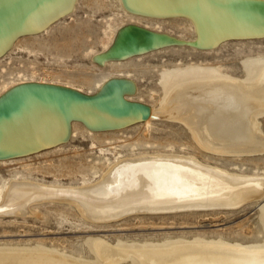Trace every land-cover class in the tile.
Masks as SVG:
<instances>
[{
  "label": "rangeland",
  "instance_id": "obj_1",
  "mask_svg": "<svg viewBox=\"0 0 264 264\" xmlns=\"http://www.w3.org/2000/svg\"><path fill=\"white\" fill-rule=\"evenodd\" d=\"M74 2L64 16L39 32L18 35L0 55V97L15 86L29 83L97 96L108 83L121 81L132 84L126 101L147 106L152 116L145 122L109 131L90 130L73 121L64 143L0 160V204L16 182L89 188L123 160L148 154L187 155L234 175L264 176V153H213L195 140L176 114L159 113L169 91L180 83L216 77L243 82L255 79L264 67V37L234 38L206 49L195 45L198 35L193 23L182 16L139 14L122 0ZM130 25L169 40L156 49L106 60L103 65L96 63V57L109 51L120 32ZM157 116L160 118L156 120ZM258 125L264 136V115ZM27 207L20 216H0V253H47L82 264H99L94 250L97 241L123 249L198 242L264 246V202L232 211L134 214L109 222L87 221L71 204ZM122 264L138 263L130 257Z\"/></svg>",
  "mask_w": 264,
  "mask_h": 264
},
{
  "label": "bare ground",
  "instance_id": "obj_2",
  "mask_svg": "<svg viewBox=\"0 0 264 264\" xmlns=\"http://www.w3.org/2000/svg\"><path fill=\"white\" fill-rule=\"evenodd\" d=\"M74 1L0 0V55L8 51L18 35L39 32L56 18H61L75 4ZM122 1L133 12L157 14L159 17H184L193 23L195 35H198L195 45L201 48L218 46L233 36L243 39L241 37L264 34L262 0ZM172 12L182 14L166 15ZM239 23L242 25L239 26ZM130 26L120 32L109 51L96 57V63L103 65L106 60L113 61L122 58L120 56L127 58L137 54L135 52L156 49L169 40V37ZM243 81L216 77L180 83L169 91L159 113L176 114L195 140L213 153H264V136L258 125V119L264 115V67L255 79ZM131 85L113 81L102 87L97 96L55 85L29 83L15 86L0 97V116L5 124L0 131V160H9L21 154L27 156L31 151L36 153L40 148L64 143L70 137V117H73L70 115L73 114L90 130L109 131L131 126L121 124L130 121H118L108 114L94 116L80 111L62 113L57 116L54 127L39 131L36 138L22 141V146L15 144L13 140L17 136L30 134L32 128L42 125L48 118L45 117V106L48 104L43 102L46 100H38L34 94L39 98H52L48 99L51 101L57 99L50 94H67L118 108L136 107L125 98L126 93L132 90ZM26 99L35 102L21 113L22 118L14 119L13 109L23 105ZM140 109L144 111V108ZM147 111L148 118L138 123L152 116L149 109ZM159 118L155 117L156 120ZM24 119L39 122L23 123ZM189 157L148 154L127 158L89 188L16 182L10 186L6 200L0 204L3 209L0 216H20L27 211V206L34 204L65 203L75 206L87 221L105 222L121 220L134 214L232 211L248 204L264 202V176L234 175ZM94 250L99 264H122L129 261L130 257H134L138 264H264V246L255 248L198 242L162 248L123 249L97 241ZM0 264L82 263L47 253L6 252L0 253Z\"/></svg>",
  "mask_w": 264,
  "mask_h": 264
},
{
  "label": "water",
  "instance_id": "obj_3",
  "mask_svg": "<svg viewBox=\"0 0 264 264\" xmlns=\"http://www.w3.org/2000/svg\"><path fill=\"white\" fill-rule=\"evenodd\" d=\"M242 23V22H241ZM239 23V26H241L242 24ZM260 36H245V37H241V38H254V37H264V34H259ZM236 36H233V38L230 39H234ZM38 100L44 99L46 101H43L45 103L48 104V106H45V117L48 116V118L42 122V125H38L34 128H32L30 131V134L28 135H19L17 136L16 140H13V142L15 144L21 145L23 143H21L22 141H26V140H30L32 138H36L39 136V131H44L47 130L50 127H54L55 126V120L57 118V116L61 115L62 113L64 114H69V113H74V112H88V113H92L91 115L94 116H99V114H108L110 116H113L116 119L120 120H127L129 123H121V124H127V125H132L135 123H138L140 121H144L145 119L148 118V109L147 106L144 108V111H141L140 106H130L127 108H118V107H113L111 105H106L103 104V102H96V101H92V100H85L82 98H76L74 96H70V95H61V94H50L51 96L55 97L57 100L55 101H51L48 99H52V98H39V96L37 94H34ZM27 100V99H26ZM33 100V99H32ZM33 102L35 101H31V100H27L23 105H20L17 108L13 109V115L14 119L15 118H22L23 116H21V113L30 105L34 104ZM38 102V101H37ZM22 110V111H21ZM21 111V112H20ZM114 114V115H113ZM80 115V114H79ZM73 117L71 118V122L73 121H77V122H82L79 119H75L74 117L77 115H70ZM28 118V117H27ZM69 118V117H68ZM6 119V118H5ZM0 131H2L5 127L4 124V119H2V117L0 116ZM23 123H28L31 121H35V123L37 122V120H30V119H24L22 120ZM39 122V120H38ZM37 122V123H38ZM44 123V124H43ZM34 126V125H33ZM6 129V128H5ZM9 130H11V127H8ZM21 130L19 129L18 132H20ZM19 134V133H17ZM16 134V135H17ZM24 145V144H23ZM52 147V146H50ZM48 147V148H50ZM47 149L45 147L40 148L39 150H44ZM39 150H37L39 152ZM36 152V151H34ZM27 154H33V152H29ZM26 154H21L19 156H13L11 158H16V157H21V156H25ZM3 211L2 208H0V213Z\"/></svg>",
  "mask_w": 264,
  "mask_h": 264
}]
</instances>
